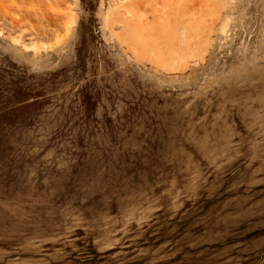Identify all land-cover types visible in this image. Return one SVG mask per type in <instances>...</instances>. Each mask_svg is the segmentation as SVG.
<instances>
[{
	"label": "rangeland",
	"instance_id": "rangeland-1",
	"mask_svg": "<svg viewBox=\"0 0 264 264\" xmlns=\"http://www.w3.org/2000/svg\"><path fill=\"white\" fill-rule=\"evenodd\" d=\"M0 264H264V0H0Z\"/></svg>",
	"mask_w": 264,
	"mask_h": 264
}]
</instances>
